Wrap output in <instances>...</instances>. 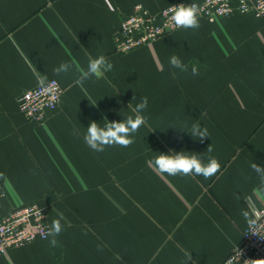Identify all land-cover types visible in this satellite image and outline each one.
Instances as JSON below:
<instances>
[{
	"label": "crops",
	"instance_id": "1",
	"mask_svg": "<svg viewBox=\"0 0 264 264\" xmlns=\"http://www.w3.org/2000/svg\"><path fill=\"white\" fill-rule=\"evenodd\" d=\"M182 1L202 0H0V213L36 203L51 226L62 225L57 246L49 237L10 248L0 264H221L233 252L264 204V182L250 167L264 166V18L199 17V29L116 52L135 5L156 13ZM101 55L113 69L78 86ZM172 55L188 72L169 65ZM62 62L73 68L57 76ZM45 75L64 94L36 123L18 97ZM144 97L146 124L131 146L95 152L84 143L90 121L134 116ZM197 121L210 134L203 142L186 131ZM171 150L204 163L211 155L220 170L209 179L161 174L151 161Z\"/></svg>",
	"mask_w": 264,
	"mask_h": 264
},
{
	"label": "built area",
	"instance_id": "2",
	"mask_svg": "<svg viewBox=\"0 0 264 264\" xmlns=\"http://www.w3.org/2000/svg\"><path fill=\"white\" fill-rule=\"evenodd\" d=\"M180 3L196 4L199 17L211 22L236 12L253 13L264 18V0H202L199 3L182 1L175 4ZM172 5L156 13L142 4L135 5L133 11L121 22L115 37L116 52H132L182 29L175 28L168 18V9ZM63 94L64 90L59 81L49 79L46 90L37 85L22 93L18 97V108L27 120L44 123L58 109ZM4 195V187L0 184V211ZM47 218L46 207L36 203L19 206L9 214L0 213V256L10 248L46 240L42 237L51 228ZM260 261H264V204L254 209L241 240L221 264H259Z\"/></svg>",
	"mask_w": 264,
	"mask_h": 264
},
{
	"label": "clouds",
	"instance_id": "3",
	"mask_svg": "<svg viewBox=\"0 0 264 264\" xmlns=\"http://www.w3.org/2000/svg\"><path fill=\"white\" fill-rule=\"evenodd\" d=\"M169 20L175 28L183 29H199L200 18L199 10L196 4H175L168 9ZM169 65L174 69H179L181 72H188V65L176 55H172L169 58ZM114 65L103 55L89 60L86 70H81L80 75L76 79L75 83L83 87L86 80L101 79L105 73L110 72ZM73 68V65L68 62H62L58 67L53 69V73L57 76L61 74H67ZM193 76L199 75L198 69L193 66L191 69ZM172 77L175 78L176 73H171ZM38 87L42 90H46L48 85L47 76H41L37 80ZM97 103V102H96ZM96 103L94 105H96ZM147 98H142L141 102L138 103L134 108L135 115L127 116L122 121H109L105 116L103 121L104 125L96 121H90L89 126L86 128L87 131L83 135L84 143L95 152H103L107 147H129L134 143V135L139 129L146 124V119L142 115L143 111L147 108ZM181 131V130H180ZM194 140L203 142L206 138L210 137L207 128L202 127L201 124L193 122L190 130H186ZM152 132V131H151ZM150 133V132H149ZM73 135L79 136V130L75 129ZM207 152L211 153L212 148L209 145ZM187 151H174L171 150L168 153H159L158 156L153 158L151 161L154 168L161 174H167L169 176H203L205 179H209L214 176L220 170V164L218 160L211 155L208 157L207 163H204L198 154L192 152L189 155ZM252 172L256 173L262 182H264V166L258 165L253 162L251 164ZM243 215L247 218L248 213L245 212ZM254 223V222H253ZM62 232V225L59 220H55L52 223L51 228L48 230L46 235L42 238L48 239L51 237L49 243L50 246L55 247L58 244L56 239L57 236ZM185 256L190 260L191 254L185 253ZM259 264H264V261H260Z\"/></svg>",
	"mask_w": 264,
	"mask_h": 264
}]
</instances>
